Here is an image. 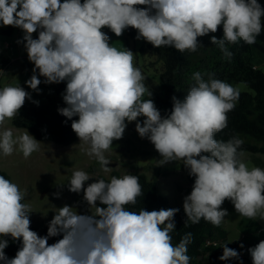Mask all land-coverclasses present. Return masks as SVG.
<instances>
[{
    "label": "clouds",
    "instance_id": "1",
    "mask_svg": "<svg viewBox=\"0 0 264 264\" xmlns=\"http://www.w3.org/2000/svg\"><path fill=\"white\" fill-rule=\"evenodd\" d=\"M0 25L24 32L27 56L34 64L26 81L30 89L39 90V77L46 84L66 82V107L58 111L72 121V130L86 146L83 151L103 172L111 171L105 153L114 140L122 139L128 123L135 122L138 135L159 153V165L182 161L195 178L183 200L187 221L198 224L203 219L220 226L228 215L222 208L225 200L241 216L264 219V169H249L241 160L243 140L238 136L215 138L227 127V113L235 108L239 90L214 74L205 80L197 71L184 99L173 96L170 113L162 116L151 98L143 99L152 93L133 52L112 46L102 31L107 27L119 37L133 28L138 40L153 47L196 52L198 37L222 26L223 38L212 35L211 43L230 59L228 44H254L264 29V7L258 0H0ZM30 98L21 86L0 88V125L14 119ZM17 145L28 158L40 142L27 131L15 138L11 129L0 131L3 155H11ZM67 185L71 192H83L90 214L64 205L49 222L47 235L40 236L30 228L32 211L23 202L25 192L0 175V237L22 238L11 259L4 252L8 241L0 238L3 264H190L193 234L172 243L179 209H128L143 195L138 176L106 181L75 170ZM56 236L62 238L49 244ZM220 247V260L239 258L226 244ZM249 253L252 264H264V240Z\"/></svg>",
    "mask_w": 264,
    "mask_h": 264
},
{
    "label": "rangeland",
    "instance_id": "2",
    "mask_svg": "<svg viewBox=\"0 0 264 264\" xmlns=\"http://www.w3.org/2000/svg\"><path fill=\"white\" fill-rule=\"evenodd\" d=\"M258 3L264 7V0H258ZM102 31L110 37L109 42L112 46L133 52L134 64L141 70L145 77L144 84L152 93L151 97L146 93L143 99L151 98L155 103L154 93L159 83L162 63L157 61L154 55L141 52V47L148 42L138 40L136 37L128 39L126 30L119 37L107 27ZM23 36L24 32L20 28L14 27V31L10 32L8 26L0 25V88L21 86L31 97L26 100L25 106H37L56 112L66 106L63 100L66 82L46 84L43 82L44 78L39 77L42 82L38 91H33L27 86L26 81L33 75L34 64L28 59ZM261 45L262 40L257 36L248 58L254 66L264 72V51L260 48ZM36 74L38 75V71ZM233 87L239 92H252L244 83H234ZM139 119L142 121L143 117ZM5 129H11L14 138L26 131L33 136L27 129L14 127L12 120L6 119L3 125H0V131ZM37 141L40 142L39 150L28 158L24 157L18 145L9 156L0 152V169L25 192L24 202L32 211L29 214L31 224L38 228L48 227L55 212L64 205L72 206L73 211L81 214H90L83 199V192L74 193L68 190L67 183L75 170L85 171L94 179L104 177L109 180L111 176L122 177L136 172L143 173L148 180L156 182L159 194L175 208H183L184 197L190 194L194 184L188 181L182 161L159 165L161 159L159 153L147 138L138 135L135 122L128 123L122 139L114 140L111 148L105 153L111 161L109 173L103 172L95 158L89 157L83 151L86 146H82L79 139L70 145H59L48 140ZM247 141L264 149L263 143L250 138ZM241 160L249 169L252 167L264 169L263 152L257 154L244 152ZM54 194L59 195L57 197ZM222 208L227 210L228 215L220 226L212 225L211 241L219 245L240 241L244 252L241 264H252L249 249L264 240V219L259 215L255 219L241 216L229 200L224 201ZM0 264L3 262L0 261Z\"/></svg>",
    "mask_w": 264,
    "mask_h": 264
},
{
    "label": "trees",
    "instance_id": "3",
    "mask_svg": "<svg viewBox=\"0 0 264 264\" xmlns=\"http://www.w3.org/2000/svg\"><path fill=\"white\" fill-rule=\"evenodd\" d=\"M8 29L10 32L14 31L12 26H8ZM212 35L218 39L223 38V27L220 26L216 33L198 37L201 45L196 52L187 50L179 52L171 47L156 48L150 43L141 47L142 53L152 54L157 61L162 63L159 83L154 93L155 105L161 115L169 114L172 109V97L184 99L190 87L195 83L192 77L197 71L201 72L205 80L208 79V74H214L215 79L227 82L232 86L234 83H244L252 92H240L235 108L227 113V127L217 133L215 138L227 141L233 136H238L243 140L240 149L242 154L244 152L264 153V149L247 141L250 138L264 144V72L254 66L248 58L253 44H246L242 40L236 44H228L227 47L232 53L229 59L216 45L211 43ZM126 36L128 39H134L137 37V30L126 29ZM258 37L262 40L260 48L264 51V29ZM35 38H38V32L35 33ZM73 119H78V117H73ZM71 123L72 121L62 116L59 111L52 112L37 106L25 105L12 119L14 127L29 130L35 139L48 140L59 145H70L79 139L72 130ZM257 164L259 166L258 161ZM184 169L188 181L194 183L195 178L189 175L186 168ZM0 175L11 181L9 175L1 169ZM131 175L139 177L143 195L138 198L135 205L127 206L129 210L138 212L141 208L148 211L175 208L159 194L156 182L148 180L143 173L136 172ZM99 178L109 180L104 177ZM177 209L179 211L174 217L176 228L171 233L172 243L178 244L186 233L193 234V242L188 245L187 253L191 257L190 264H241L240 256H243L244 252L240 241L206 247V243L213 236L212 224L203 219L200 223L193 224L191 221H187L183 208ZM30 228L40 236L47 235L48 227L38 228L30 224ZM0 238L8 241V246L4 249L5 255L9 259L14 258L22 247V238L14 240L10 235ZM61 238L62 236L50 237L48 242L52 244ZM224 244L236 250L239 253V258L220 260L219 257L223 254V247L220 246Z\"/></svg>",
    "mask_w": 264,
    "mask_h": 264
},
{
    "label": "built area",
    "instance_id": "4",
    "mask_svg": "<svg viewBox=\"0 0 264 264\" xmlns=\"http://www.w3.org/2000/svg\"><path fill=\"white\" fill-rule=\"evenodd\" d=\"M219 244L217 243V242H213V241H208L207 243H206V247H208V246H218ZM240 258L242 259L243 258V256H240Z\"/></svg>",
    "mask_w": 264,
    "mask_h": 264
},
{
    "label": "crops",
    "instance_id": "5",
    "mask_svg": "<svg viewBox=\"0 0 264 264\" xmlns=\"http://www.w3.org/2000/svg\"><path fill=\"white\" fill-rule=\"evenodd\" d=\"M212 240V239H211Z\"/></svg>",
    "mask_w": 264,
    "mask_h": 264
}]
</instances>
